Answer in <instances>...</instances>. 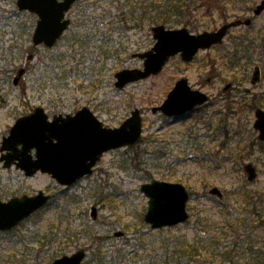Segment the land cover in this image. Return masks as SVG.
Segmentation results:
<instances>
[{"label":"rangeland","instance_id":"rangeland-1","mask_svg":"<svg viewBox=\"0 0 264 264\" xmlns=\"http://www.w3.org/2000/svg\"><path fill=\"white\" fill-rule=\"evenodd\" d=\"M133 1L135 6L145 8L149 17L144 23L130 22L131 27L120 25L125 32H113L111 43L104 49L114 51L120 47L124 53L101 58L99 49L91 43H73L75 39L97 37L95 33L84 34L89 27L81 17L84 15L91 24L90 20L103 13L115 16L125 0H81L68 13L72 25L50 49L32 44L35 15L20 11L17 0H0V157L3 138L15 121L38 106H43L51 117L74 114L87 106L107 127L120 126L132 110L140 108L142 137L146 138L145 142L105 153L92 174L70 187L61 186L46 173L26 176L15 166L5 168L0 161L1 200L40 190L54 196L46 209L11 231L0 232V264H51L55 258L87 249V239L79 240L73 234L92 221L94 206L96 229L114 235L115 244L129 240L135 245L138 230L147 226L143 217L148 198L140 186L154 179L182 183L192 194L188 202V211L193 214L191 223L169 228L173 234L191 238L196 230L193 222L200 212L223 221L228 210H234L235 216L251 210L242 193L261 194L264 198V140L253 126L255 109H264V12L253 15L261 0ZM248 17L253 18L251 25L233 27L221 45L200 51L192 62L185 63L177 55L159 74L116 88V72L143 65L132 54L153 47L152 26L187 27L200 33ZM29 54H34L32 62L27 61ZM256 66H261L262 76L253 83ZM22 67L27 74L14 85L13 78ZM183 77L210 99L191 116L168 122L151 108L160 105ZM229 83L232 87L225 90ZM247 163L256 167L254 181L247 179ZM213 187L224 193L222 199L210 194ZM64 200L62 223L57 207ZM57 227L59 237L48 241L58 234ZM236 231L240 234L244 229ZM116 232L122 235L117 237ZM66 233L68 236L63 235ZM256 233V248L261 250L264 230ZM238 234L232 233L234 250L239 244ZM45 241L48 243L43 247ZM232 256H237L232 264H264L253 259L256 255L251 251L239 249ZM205 264L229 263L217 259Z\"/></svg>","mask_w":264,"mask_h":264},{"label":"water","instance_id":"water-1","mask_svg":"<svg viewBox=\"0 0 264 264\" xmlns=\"http://www.w3.org/2000/svg\"><path fill=\"white\" fill-rule=\"evenodd\" d=\"M77 0H17L20 10H27L38 16L33 33V44H45L53 47L70 25L66 13ZM264 11V0L254 9L255 15ZM250 25L252 19L235 20L222 25L216 31L191 33L187 28L167 29L164 25L152 28L156 43L148 51L135 56L143 59L142 68H126L115 74L117 88L146 79L160 73L170 57L181 53L182 59L190 62L200 49H208L223 42L232 27L241 24ZM33 54L28 56L31 60ZM20 68L13 82L18 84L25 73ZM260 68L256 67L252 82L260 79ZM231 85L226 86L225 89ZM209 99L200 90L193 89L187 78L179 79L165 101L152 108L153 113L181 116L194 110ZM254 127L260 131V139L264 140V110L255 112ZM143 134V119L140 109H134L131 115L119 127H106L88 107H83L75 114L55 115L49 119L45 108L36 107L34 112L18 118L4 137L1 151L4 153L0 161L5 167L15 164L27 176L38 171L49 173L58 183L70 186L85 175L93 172L94 166L107 151L119 149L137 143ZM35 149V154L32 150ZM245 171L250 181L257 177L256 167L249 163ZM140 190L148 197V208L144 221L153 229L175 226L186 222L189 218L187 204L190 194L182 183H173L155 179L143 183ZM211 194L223 196L218 187ZM50 195L39 191L35 195L14 197L8 201L0 200V230H11L35 211L43 207ZM92 217L96 219L97 209L92 208ZM121 236L122 232H117ZM87 252L78 250L72 255L57 258L51 264H84Z\"/></svg>","mask_w":264,"mask_h":264},{"label":"trees","instance_id":"trees-1","mask_svg":"<svg viewBox=\"0 0 264 264\" xmlns=\"http://www.w3.org/2000/svg\"><path fill=\"white\" fill-rule=\"evenodd\" d=\"M131 2L133 4H127L125 10L118 8L115 16H108L103 13L100 17L90 20L91 24L88 23L87 19L82 18L84 24L89 27L84 34L95 33L97 37H90V40L75 39L73 43L78 44L81 41L83 44L91 43V47L96 48V50L99 49L98 54L101 58L108 56L114 58L122 55L124 51L120 47L114 51L104 49L111 43L113 32H125L123 27H121L122 24L129 25L130 27V22L134 25L137 20L144 23L149 17L148 11L145 8L141 6L137 8L134 1L132 0ZM138 10L140 12H137ZM115 17L118 18V22L114 21L113 18ZM100 20L102 22L97 23ZM94 25L96 26L94 27ZM98 25H100V29ZM138 26H140L139 22ZM104 28H108L107 32H103ZM96 30H99L98 33H96ZM145 141L146 138L142 137L139 142ZM150 178L151 176L146 178V180ZM241 196L251 207L248 214L240 213L235 216L234 210L233 213L231 210H228L225 220L216 221L211 215L200 212L193 222V227L196 230L192 238L186 234H173L169 228L153 230L147 225L145 226V230H138L135 245L129 244V240L115 244L114 240L116 238L114 235L112 236L110 232L96 229V222H92L91 220L87 221L86 226L82 230L76 232L71 230V235L74 231L73 236L79 240L86 238L88 241V256L85 264H205L217 259L232 264V259L237 257L232 256V253L239 249L251 251L253 255H256L253 259H256L258 263H262L264 261V240H261V250H257L256 247H258L259 242L257 241L256 230H264V198L261 194H249L248 192L242 193ZM53 200L44 209L50 206ZM67 200L60 202L57 207L59 209L57 215L62 223L61 213L65 208ZM192 217L193 214H190V218L186 224L191 223ZM238 228H243L244 232L238 234L239 231H236ZM60 232L59 227H57L56 233L58 234L52 235L51 239L47 240L50 242L56 240ZM234 232H237L239 236V244L235 250L232 247L231 239ZM63 235L68 236L67 233ZM47 243L46 241L43 242L42 246L45 247Z\"/></svg>","mask_w":264,"mask_h":264},{"label":"flooded vegetation","instance_id":"flooded-vegetation-1","mask_svg":"<svg viewBox=\"0 0 264 264\" xmlns=\"http://www.w3.org/2000/svg\"><path fill=\"white\" fill-rule=\"evenodd\" d=\"M80 1H81V0H78V1L75 3V5H77L78 2H80ZM130 2H131L130 0H125V3H126V4H125L124 6L121 7V10L126 9V8H127L126 5L129 4ZM134 3L136 4V2H134ZM75 5H74V6H75ZM135 7L138 8L139 6H135ZM71 23H72V20H71ZM71 25H72V24H71ZM71 25H70V26H71ZM34 110H35V108H34L30 113H32ZM30 113H26V114H30ZM47 115H48L49 118H53V117L55 116V115H54V116L51 117L50 114H49L48 112H47Z\"/></svg>","mask_w":264,"mask_h":264}]
</instances>
